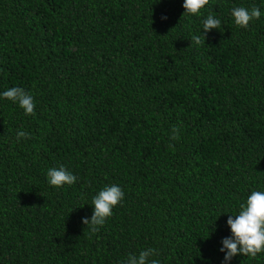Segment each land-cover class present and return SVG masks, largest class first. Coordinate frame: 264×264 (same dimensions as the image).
Instances as JSON below:
<instances>
[{"label": "trees", "instance_id": "16d2710c", "mask_svg": "<svg viewBox=\"0 0 264 264\" xmlns=\"http://www.w3.org/2000/svg\"><path fill=\"white\" fill-rule=\"evenodd\" d=\"M183 3L0 0V94L36 105L0 97V264H124L147 248L225 264L228 215L264 191V0ZM234 7L261 16L240 28ZM209 14L221 27L191 43ZM60 166L74 184L48 183ZM113 184L124 199L93 233L82 218Z\"/></svg>", "mask_w": 264, "mask_h": 264}, {"label": "clouds", "instance_id": "9594fccd", "mask_svg": "<svg viewBox=\"0 0 264 264\" xmlns=\"http://www.w3.org/2000/svg\"><path fill=\"white\" fill-rule=\"evenodd\" d=\"M209 3V0H184L183 8L185 9L182 16L199 15L200 10ZM234 23L240 28H247L249 23L261 16L260 9L253 7L251 10L245 7H234L231 10ZM161 19H167L162 16ZM203 33L193 35L191 43L195 45L205 44L206 34L212 29L221 27L220 19L209 14L202 21ZM0 97L10 100L24 111L25 115H34L35 103L34 98L21 87H11L0 94ZM179 129L173 127L170 139L177 140ZM29 134L24 131H17L15 140L17 143L21 139H27ZM48 183L54 187L72 185L76 182L77 177L65 169L50 168L47 172ZM124 199V192L118 185L105 186L92 199L94 206L91 218H82V223L95 233L104 225L107 218L112 215V210ZM227 225L231 230V236L222 240L223 247L221 252H225L224 262L238 255L255 258L258 253L264 252V191H252L247 197L246 203L239 206V212L236 215H228ZM158 255L153 248H147L139 252L138 255L130 254L124 264H160L156 259L150 257Z\"/></svg>", "mask_w": 264, "mask_h": 264}]
</instances>
